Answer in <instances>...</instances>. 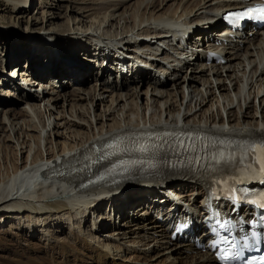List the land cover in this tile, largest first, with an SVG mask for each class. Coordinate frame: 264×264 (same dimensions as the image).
Listing matches in <instances>:
<instances>
[{
  "label": "bare ground",
  "instance_id": "6f19581e",
  "mask_svg": "<svg viewBox=\"0 0 264 264\" xmlns=\"http://www.w3.org/2000/svg\"><path fill=\"white\" fill-rule=\"evenodd\" d=\"M242 1L74 0L77 6H69L65 15L58 13L50 18L43 15V25L40 21L32 25L43 27L37 34L39 38L53 39L55 36H50L51 33L59 29L47 30L48 26L56 24L57 19L73 22V28H86L76 36L84 40L83 43L65 42L69 46L61 43L58 48L23 39L17 42V48L7 51L5 66L16 69L22 79L30 76L40 79V75L45 74L57 85L48 84L42 78L41 83L46 86H41L45 90L40 99L19 87L21 80L9 81L15 86L12 90L8 78L5 80V71L0 73V81L5 82L0 85V102L5 98L15 99L0 108V215L12 217L29 212L36 214L40 221L45 215L65 214L73 226L79 224L77 229L81 235L74 233L73 241L52 248L51 252H44L38 244L22 249L15 244L9 250L14 258L2 256L0 264H89V261L126 264L124 261L129 255L136 259V253L142 252L140 246H152L148 254V248L143 249V259L150 263L156 260L157 264H215L212 258L202 254L191 255L194 247L189 243H170V233H167L169 220L180 214L181 208L184 210L183 207L174 210L177 202L170 200L171 194L176 193L179 206L185 205L199 213L204 186L201 180L169 173L164 178H140L108 190L78 194L76 179L51 180L49 176L71 169L70 164L112 136L135 137L146 130L163 132L176 128L238 139L264 138L263 32L246 30L236 45L216 47L224 55L222 64L205 62L204 50L214 46V41H220V38L204 40V37L210 38L209 35L217 36L212 26L210 32L197 33L190 40V55L171 41L173 29L180 25L206 24V21L208 25L213 19L212 12L238 9ZM32 4V0H0V10L5 5L16 18H22ZM43 6L44 3L38 7V14L44 13ZM62 8L60 5L59 9ZM144 35L151 36V41L138 45L137 40ZM98 45H121L126 54L143 47L152 52L154 60L166 62L170 68L154 62L158 69L155 74L134 73L131 77H121V73L133 70L114 64V60L108 64L107 58L103 59V53L96 49ZM22 61H29L32 74L25 72ZM106 75L109 78L104 79ZM117 75L121 82H111ZM87 80L91 84L86 85ZM48 85L51 86L48 88ZM66 86L70 89H65ZM110 91L114 92L108 99ZM41 144L44 154L40 151ZM22 153L25 154L24 164L19 163L17 157ZM167 182L171 185L163 188ZM139 209L144 210L145 219L141 222L138 221ZM104 210L115 220L109 219ZM182 214L192 216L185 210ZM91 215L95 218L91 228L98 233L108 227L106 221H113L115 226L116 218L134 228L132 233L120 229L109 231L110 234H105L110 235L106 239L107 248L100 247L82 236L85 227L82 224L88 222ZM159 216L168 221L158 222ZM99 218L104 222L99 223ZM59 223L57 228L64 229L67 222ZM21 231L26 233L27 229L23 227ZM30 233L32 238L37 237L33 228ZM149 233L162 238L148 236L144 241ZM119 240L124 242L113 243ZM122 243L131 244L123 249V262H119L121 259L115 252L122 250ZM58 249L65 260L56 258Z\"/></svg>",
  "mask_w": 264,
  "mask_h": 264
},
{
  "label": "rangeland",
  "instance_id": "374dc122",
  "mask_svg": "<svg viewBox=\"0 0 264 264\" xmlns=\"http://www.w3.org/2000/svg\"><path fill=\"white\" fill-rule=\"evenodd\" d=\"M33 4L31 9L29 10L28 14L24 15L22 18H16V15H13L10 13V11L8 10V8L4 5L2 8V10H0V73H3L4 71H8L9 67L5 66L6 64V59H5V55L8 52H11V50L17 48V42H21L23 41V39H26L27 41H36L38 43H40L41 45H52L54 47H58L61 45V43H64L65 46H69L68 44H66L65 42L69 43L71 41L79 44V43H83L84 40L76 37L79 33H81L82 31H85L86 28H84V26L78 27V28H73V22H67V20H62V19H57V21H55L53 26H48V28H46L47 30L50 29H55L57 30V28L59 29V32H53L51 33L50 36H55V38L50 39L48 36L44 37V38H39L40 36L37 35L39 34V32L41 33V29L43 28L42 26H36V25H32L35 22H38L43 20V15H45L46 17H51L53 14H62L65 15L67 12V8L70 7H74L73 1L70 2L69 0H32ZM44 3L43 6V11L44 13H40L38 7H40L42 4ZM46 3V4H45ZM49 3V4H47ZM63 5L64 8L59 9V6ZM77 6V5H76ZM35 9L37 11H35ZM78 9V7L74 8V10ZM77 11V10H76ZM43 17V18H42ZM43 25V23H41ZM59 26V27H58ZM78 30V31H77ZM80 31V32H79ZM78 33V34H77ZM55 34V35H54ZM58 35V36H57ZM39 38V39H38ZM53 40V41H52ZM62 41V42H61ZM80 41V42H79ZM9 42L13 43V44H9ZM59 48V47H58ZM8 51V52H7ZM24 63V61H22ZM12 66V65H11ZM97 69V67H95ZM109 78L107 75L104 76V79ZM85 83V81L83 82V84ZM75 84V83H74ZM91 84V82H89L87 80L86 85ZM72 84H70L71 87ZM70 87L66 86L65 89L69 90ZM114 92V91H112ZM111 91L108 93V99H110L109 97H111ZM15 98V96H13ZM13 98H11V100L9 98H5L3 101L0 102V108H2L1 106L4 105L5 103H12L14 102ZM19 105V103H18ZM40 151L41 153H45L44 152V148L41 144L40 146ZM18 157V162L24 164V157L25 154L22 153L21 155L19 154ZM187 189H184V191H186ZM144 210L139 209V211L137 212L139 217H138V221L141 222L143 221L144 218V214L143 213ZM108 212V211H107ZM105 210L103 211V213L105 215H107L109 217V219L115 220V218H113L112 216H109V214L107 213ZM29 214V215H28ZM2 217V218H1ZM142 217V218H141ZM58 218V219H57ZM89 219V218H88ZM95 219L93 217V215L90 216V220H88V222H86L84 225L82 224V227H84L82 229V236H86V238L92 240L93 243H95L96 245L100 246V247H105L106 246V239H109L108 236H105V234H110L109 231H112L114 229H120L121 231H129L130 232L133 230V226H128L126 225V221L123 219L118 220L116 218V221L118 222L117 224L114 223L113 221H106V225H108L107 228L102 229L101 233H98L97 231L93 230L92 227V220ZM41 221V222H40ZM40 221L38 220V217L36 214H32V213H21V215L18 216H8V214L5 215H0V257L4 256V257H10V258H14V254H12L9 250L12 249L14 246H16L15 244H19V248H28V246L32 247L31 245L33 244H38L40 248H42L44 250V252L52 251V248H56L61 246L60 244L63 243H70L71 241H73V239L75 238V234H80L79 230L77 229L79 227V224H75V226H73L72 221L68 220V217L64 214H62V216L60 217H56V216H51L49 215H45L43 217H41ZM59 222H63L66 223L65 228L64 229H59L57 228V226H60ZM99 223H103L104 221H102L100 218L98 219ZM58 224V225H57ZM100 225V224H97ZM110 225V227H109ZM117 226V227H116ZM25 227L27 229L26 233H23L21 231V228ZM35 227V228H34ZM81 227V226H80ZM33 228L34 231H36V238H32V233L31 229ZM75 229H77L75 231ZM30 231V232H29ZM95 231V232H94ZM138 230H135V232H137ZM132 233V232H131ZM29 234V235H28ZM81 235V234H80ZM133 236L135 234H132ZM154 235V236H153ZM146 234L145 235V240H147V237H154L156 239H160L162 237L159 236H155V234ZM158 237V238H157ZM136 238V237H135ZM133 238H130V240ZM129 239H127V241H130ZM163 240V239H162ZM2 241V242H1ZM120 242H113L115 245L119 244L121 245V241ZM133 241V240H132ZM124 242V241H122ZM144 243V242H143ZM142 243V244H143ZM129 244H123L122 243V250L115 252V255L118 259H121L123 253V249L127 248V245ZM112 245V244H111ZM124 245V246H123ZM141 245V244H140ZM148 248V249H147ZM152 246H140V249L142 252L136 253V259H134V255L132 256H128V258H126V260L124 261V263L126 262V264H157L156 260L151 261H145L144 258V254L145 251L143 253V249H147L146 250V254L150 253ZM118 255V256H117ZM192 255V254H191ZM56 258L58 260H65V256L63 255V252L58 249L57 253H56ZM130 257V259H129ZM3 258V257H2ZM9 258V259H10ZM73 258L75 259V256H73ZM1 259V258H0ZM78 260V259H77ZM119 262H123V260H119ZM89 264H96L94 261H89ZM169 264V262H168Z\"/></svg>",
  "mask_w": 264,
  "mask_h": 264
},
{
  "label": "snow or ice",
  "instance_id": "6c2138e0",
  "mask_svg": "<svg viewBox=\"0 0 264 264\" xmlns=\"http://www.w3.org/2000/svg\"><path fill=\"white\" fill-rule=\"evenodd\" d=\"M253 12H256V13H258L259 15H261L262 17H264V7H259V8H256V9H250L249 11L244 12V13H240V14H238V15H239V16H249V15H252ZM258 148H259V151H260L262 154H264V143L260 144V145L258 146ZM261 163L264 164V159L261 160ZM261 170L264 171V167H262ZM261 199L264 200V197H262ZM261 207H264V204H261ZM222 242L227 243V238H222ZM245 246H246V240H245ZM232 247H233L234 249H236V248H237V244H236L235 242H233ZM242 251H243V248H240L239 250H237V251L234 253V255H235V256H240V255L242 254ZM228 258H229V257H228L227 254L221 256V259H222V260H227Z\"/></svg>",
  "mask_w": 264,
  "mask_h": 264
}]
</instances>
